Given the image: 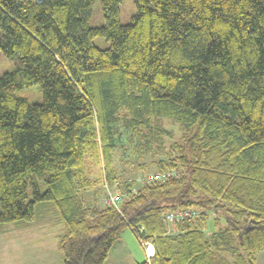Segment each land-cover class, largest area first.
<instances>
[{"label": "trees", "instance_id": "16d2710c", "mask_svg": "<svg viewBox=\"0 0 264 264\" xmlns=\"http://www.w3.org/2000/svg\"><path fill=\"white\" fill-rule=\"evenodd\" d=\"M133 1L121 25L122 0H101L103 23L92 27L93 0H0V52L18 60L0 76V225L30 224L51 206L62 264H104L126 230L153 249L137 264H256L264 0ZM32 85L40 104L16 95ZM166 123L180 131L170 142ZM123 133L139 158L164 153L158 171L171 175L122 193L116 206L88 207L86 162L116 185Z\"/></svg>", "mask_w": 264, "mask_h": 264}, {"label": "rangeland", "instance_id": "374dc122", "mask_svg": "<svg viewBox=\"0 0 264 264\" xmlns=\"http://www.w3.org/2000/svg\"><path fill=\"white\" fill-rule=\"evenodd\" d=\"M135 5L133 0H122L119 4V22L121 25H127L131 22L132 17L135 15ZM103 23V12L101 0H93L90 25L100 26ZM1 36V35H0ZM95 46L100 49H106L109 47V43L100 37L93 40ZM18 67V60L16 58H7L0 52V76L5 73L11 72ZM18 97L24 98L29 104H40L43 101V95L41 89L38 85H32L30 87L23 88L16 93ZM167 129L171 132L168 137L167 142L174 140L180 135V131L177 126L170 125L166 123ZM135 141L130 143L128 141V136L122 134L117 141L116 152L114 153L115 169L117 171V181L116 185L105 186L102 183V166L95 164L92 161L86 162V173L88 179L93 183L92 186L84 192H81L80 196L84 201V204L88 207H100L107 204L109 195H115L117 191L122 193H128L134 189L140 187L144 182H146L149 176L157 175L161 172L158 171L157 162L159 159H165L164 153L158 154L155 150L146 151L142 158H139L140 154L137 149H135ZM45 217V220L43 219ZM44 220V221H43ZM56 214L54 208L51 206H46L41 210L36 211L35 220L33 224H28L32 226L33 230L38 228V226L51 224L57 233L62 230L61 224L57 227L56 224ZM47 223V224H46ZM27 224V223H25ZM56 224V225H55ZM14 224H4L0 225V228L12 227ZM50 226V225H49ZM225 221L220 220V229H224ZM169 233H174V226H167ZM127 231V230H126ZM124 232L121 237L125 239V235H129L130 232ZM214 229L208 227L205 230L206 236H209ZM47 242H51L52 239L46 238ZM120 240V239H119ZM7 239L0 240V245H7ZM135 243V242H134ZM131 243L129 251L132 256L136 255L141 251L138 244ZM125 245V244H124ZM112 250V249H111ZM111 252V251H110ZM107 261L111 263L113 261L114 254L109 253ZM3 260V259H0ZM256 264H264V251H260L256 254ZM0 264L2 262L0 261Z\"/></svg>", "mask_w": 264, "mask_h": 264}, {"label": "crops", "instance_id": "0c3cea01", "mask_svg": "<svg viewBox=\"0 0 264 264\" xmlns=\"http://www.w3.org/2000/svg\"><path fill=\"white\" fill-rule=\"evenodd\" d=\"M43 219L45 220V217ZM51 224H49L50 226L48 224L38 226L35 230L25 223H14L12 227L0 228V240L7 239L5 241L7 245H0L2 264H62L56 246V237L59 233H57L58 230H54ZM56 224L59 227L58 220H56ZM49 237L52 239L51 242L46 240ZM132 242L139 245L131 232L129 235H125V239L120 237L110 252L114 254L113 261L109 263L106 260L104 264H137L145 260L146 254L142 247H140L139 253L131 255L128 249Z\"/></svg>", "mask_w": 264, "mask_h": 264}, {"label": "built area", "instance_id": "2783aa9c", "mask_svg": "<svg viewBox=\"0 0 264 264\" xmlns=\"http://www.w3.org/2000/svg\"><path fill=\"white\" fill-rule=\"evenodd\" d=\"M170 175H171V173H159L157 175L149 176L147 178L146 182H150V181H153V180L161 181L164 178L169 177ZM121 196H122V194L119 191H117V193L115 195H111L110 194L109 195V198H108V201H107V204H111V205L116 206L118 204V202L120 201ZM190 215H191L190 211L189 210H186V211L179 212V213H177L175 215H173V214H167L166 215V219L169 222L172 223V222L181 221L182 219H185L186 217H188ZM139 243L144 247V250H145L146 255L147 256H151L152 253H153V249H152L151 244H149L147 242H142V241H140ZM150 248L152 250L151 252H149V249Z\"/></svg>", "mask_w": 264, "mask_h": 264}, {"label": "bare ground", "instance_id": "6f19581e", "mask_svg": "<svg viewBox=\"0 0 264 264\" xmlns=\"http://www.w3.org/2000/svg\"><path fill=\"white\" fill-rule=\"evenodd\" d=\"M142 247V246H141ZM152 250H151V248L149 249V252H151Z\"/></svg>", "mask_w": 264, "mask_h": 264}]
</instances>
